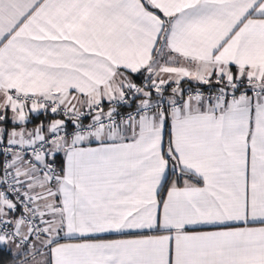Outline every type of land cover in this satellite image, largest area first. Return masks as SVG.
Segmentation results:
<instances>
[{
  "label": "snow or ice",
  "instance_id": "snow-or-ice-1",
  "mask_svg": "<svg viewBox=\"0 0 264 264\" xmlns=\"http://www.w3.org/2000/svg\"><path fill=\"white\" fill-rule=\"evenodd\" d=\"M0 264H264V0H0Z\"/></svg>",
  "mask_w": 264,
  "mask_h": 264
}]
</instances>
